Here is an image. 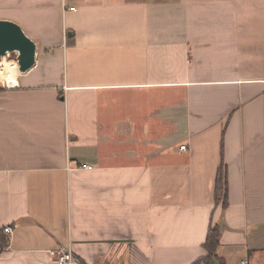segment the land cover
<instances>
[{"label": "crops", "instance_id": "obj_1", "mask_svg": "<svg viewBox=\"0 0 264 264\" xmlns=\"http://www.w3.org/2000/svg\"><path fill=\"white\" fill-rule=\"evenodd\" d=\"M0 21L37 46L29 71L4 57L0 264H195L216 225L227 264H264V0H0Z\"/></svg>", "mask_w": 264, "mask_h": 264}, {"label": "water", "instance_id": "obj_2", "mask_svg": "<svg viewBox=\"0 0 264 264\" xmlns=\"http://www.w3.org/2000/svg\"><path fill=\"white\" fill-rule=\"evenodd\" d=\"M37 46L24 30L10 21H0V62L8 54L16 56L21 73L32 69L37 61Z\"/></svg>", "mask_w": 264, "mask_h": 264}, {"label": "trees", "instance_id": "obj_3", "mask_svg": "<svg viewBox=\"0 0 264 264\" xmlns=\"http://www.w3.org/2000/svg\"><path fill=\"white\" fill-rule=\"evenodd\" d=\"M219 180L217 181L216 184V199L217 201H220L221 195L223 194V188H224V174L223 170L220 172ZM226 187V184H225ZM223 195V204L224 207H228V195H227V190ZM222 230L219 225H216L214 227H211L209 229L208 233V238L206 241V244L204 245V249L207 251V256L200 261H198L195 264H227L226 260L222 259L218 255V248L220 247V240L222 236ZM9 246V240L4 236L3 231H0V251L3 250L4 248H7Z\"/></svg>", "mask_w": 264, "mask_h": 264}, {"label": "built area", "instance_id": "obj_4", "mask_svg": "<svg viewBox=\"0 0 264 264\" xmlns=\"http://www.w3.org/2000/svg\"><path fill=\"white\" fill-rule=\"evenodd\" d=\"M66 10V7H65ZM69 11H75L74 7L67 8ZM181 150L188 151V147L186 145L181 146ZM84 168H89L88 165L84 166ZM14 232L13 227H7L4 230V233L8 238L12 236ZM50 259L55 264H79V261L72 254V250L70 247L59 246L57 249L48 251Z\"/></svg>", "mask_w": 264, "mask_h": 264}, {"label": "bare ground", "instance_id": "obj_5", "mask_svg": "<svg viewBox=\"0 0 264 264\" xmlns=\"http://www.w3.org/2000/svg\"><path fill=\"white\" fill-rule=\"evenodd\" d=\"M15 66L11 63H8L5 65L3 62H0V82L1 81H7L10 84H15Z\"/></svg>", "mask_w": 264, "mask_h": 264}, {"label": "rangeland", "instance_id": "obj_6", "mask_svg": "<svg viewBox=\"0 0 264 264\" xmlns=\"http://www.w3.org/2000/svg\"><path fill=\"white\" fill-rule=\"evenodd\" d=\"M13 58H14V55H11V56H8L7 58L2 59L1 62H3L5 65H7L8 63H11L14 60ZM11 64H13V63H11ZM15 70H16V67H15ZM221 196H223V194Z\"/></svg>", "mask_w": 264, "mask_h": 264}]
</instances>
